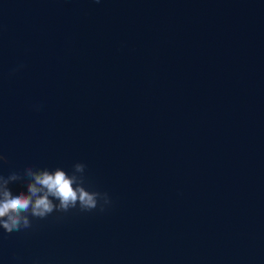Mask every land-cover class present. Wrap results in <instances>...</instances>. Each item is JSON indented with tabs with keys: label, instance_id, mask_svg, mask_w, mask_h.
I'll list each match as a JSON object with an SVG mask.
<instances>
[{
	"label": "water",
	"instance_id": "water-1",
	"mask_svg": "<svg viewBox=\"0 0 264 264\" xmlns=\"http://www.w3.org/2000/svg\"><path fill=\"white\" fill-rule=\"evenodd\" d=\"M0 154L113 202L0 264H264V0H0Z\"/></svg>",
	"mask_w": 264,
	"mask_h": 264
},
{
	"label": "clouds",
	"instance_id": "clouds-1",
	"mask_svg": "<svg viewBox=\"0 0 264 264\" xmlns=\"http://www.w3.org/2000/svg\"><path fill=\"white\" fill-rule=\"evenodd\" d=\"M6 162L0 154V163ZM85 173L86 165L76 163L71 173L29 166L22 172L0 174V229L9 234L22 232L31 229L34 220H47L54 213L105 212L112 206L111 197L92 189ZM17 182H24L26 190L14 193L11 185Z\"/></svg>",
	"mask_w": 264,
	"mask_h": 264
}]
</instances>
